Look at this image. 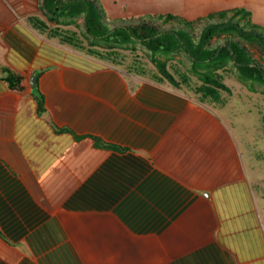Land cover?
I'll list each match as a JSON object with an SVG mask.
<instances>
[{
    "label": "crops",
    "instance_id": "1",
    "mask_svg": "<svg viewBox=\"0 0 264 264\" xmlns=\"http://www.w3.org/2000/svg\"><path fill=\"white\" fill-rule=\"evenodd\" d=\"M114 1L135 16L99 0L107 19L155 10L147 15L193 21L233 9L252 17L253 3L264 0ZM40 3L0 0V167L35 208L0 220V264H44L29 244L44 217L60 225L77 264H264V154L240 146L215 103L154 82L152 66L134 73L133 55L131 65L125 52L97 60L34 30L27 19L45 22ZM6 72L21 77V91L2 82ZM92 138L146 160L150 173L108 211L64 210L110 156Z\"/></svg>",
    "mask_w": 264,
    "mask_h": 264
},
{
    "label": "trees",
    "instance_id": "2",
    "mask_svg": "<svg viewBox=\"0 0 264 264\" xmlns=\"http://www.w3.org/2000/svg\"><path fill=\"white\" fill-rule=\"evenodd\" d=\"M39 11L45 17V22L37 18L27 19L28 24L39 33L57 39L61 45L85 50L97 60L115 62L120 52H132V71L142 75L145 71L140 66V56L135 49V46H139L155 70L152 74L154 82H166L174 88L187 87L200 102L223 104L222 93H231L223 83L228 66L232 67L237 80L250 92H255L258 87L264 94V67L258 65L248 52L252 48L264 55V29L252 23L251 13L244 9L220 11L193 21L172 15L146 16L135 19L137 23L132 26L112 29L106 25L105 14L96 0H41ZM150 20L162 24L174 23L181 28L161 31L150 24ZM78 21H81V29ZM199 23L207 25L197 36H193L190 31ZM70 27L80 30V33L70 30ZM80 36L85 40V46H82ZM220 37L225 38V42L212 46L211 43ZM180 56L186 58L189 64L183 71L173 66ZM169 68L173 69V73L169 72ZM2 80L9 90L21 91L20 76L6 72ZM32 98L37 115H42L44 98L36 87ZM261 123L264 130V113ZM55 133L70 131L57 129ZM74 139L79 141L82 137L74 136ZM92 141L95 149L107 151L110 156L64 202V210L108 211L150 173L151 167L146 160L124 149L105 145L98 139L92 138ZM20 208L29 209V213L35 210L31 208L30 200H27L19 182L0 167V220L9 224L12 220L10 217L14 216L13 210ZM38 222H41L40 228L29 238V244H33L31 249L38 254L43 252L46 255L43 263L77 264L74 251L65 244L60 225L47 217Z\"/></svg>",
    "mask_w": 264,
    "mask_h": 264
},
{
    "label": "rangeland",
    "instance_id": "3",
    "mask_svg": "<svg viewBox=\"0 0 264 264\" xmlns=\"http://www.w3.org/2000/svg\"><path fill=\"white\" fill-rule=\"evenodd\" d=\"M98 2L99 0H96L97 5ZM106 5L111 7L110 11L128 13V11L126 10L123 11V9L120 7L121 3L118 1L106 0ZM100 9L103 10L101 7ZM251 11H252V17H251L252 23L264 29V1L253 3L251 7ZM136 12L141 17L151 16L152 14L158 13L155 10H150V11L137 10ZM128 14L134 15L135 13H128ZM147 14H151V15H147ZM135 19L137 18H131V19L121 18L117 20H111L105 17V23L109 28L112 29L127 25L132 26L137 23V20ZM146 22L148 21L146 20ZM214 22L216 23L217 21ZM150 24L154 25L161 31L181 28L180 26L174 23L162 24L161 22L156 20H150ZM205 25H207V23L196 24L195 27L192 28L193 30L190 31L191 34H193V36H197L200 30ZM78 26H80L81 29V21L78 22ZM70 29L80 33V30H77L73 27H70ZM224 42H225V38L220 37L216 41H213L211 44L212 46H217L223 44ZM135 49H136V53L140 56V60H139L140 66L143 68V70L146 73L149 72L148 70L151 69V65L148 63L147 59L143 56V51L139 46H135ZM248 52L252 56V59L258 65L264 67V55H260L259 52H257L255 49L252 48H249ZM131 55L132 52L129 51L124 53L125 63L128 62L129 65H131L130 63H132V59L130 58ZM177 59L178 60H175L177 61L176 64H173V66L181 71L185 70V67H188L189 65L186 58L180 56ZM179 61L180 62L182 61L181 62L182 64H180ZM173 69L169 68V72L173 73ZM175 78L177 77L175 76ZM223 80H224L223 83L229 88L231 92V97L227 96L225 93H222V96L225 97L223 104H219V105L211 104L212 107L216 110L219 116L224 118L229 123V125L233 127V132L236 134L240 146H243L242 142H244L247 147L249 146L252 148L254 147L256 148V151H259L262 154H264V134L261 123V115L264 113V94L261 93L262 89L257 87L255 89L256 90L255 92H250V89L247 86L242 85L237 80V78L234 75V70L232 69L231 66L227 67L226 73H224L223 75ZM192 81L195 82L194 79ZM187 91L189 92V94L191 93L190 90L187 89ZM191 95L193 94L191 93ZM245 139L247 140V142L245 141Z\"/></svg>",
    "mask_w": 264,
    "mask_h": 264
},
{
    "label": "water",
    "instance_id": "4",
    "mask_svg": "<svg viewBox=\"0 0 264 264\" xmlns=\"http://www.w3.org/2000/svg\"><path fill=\"white\" fill-rule=\"evenodd\" d=\"M35 80H36V77H32V79H31L32 89L34 88Z\"/></svg>",
    "mask_w": 264,
    "mask_h": 264
}]
</instances>
